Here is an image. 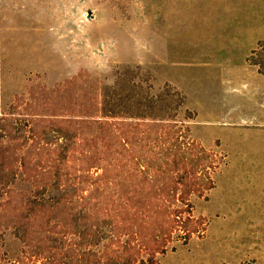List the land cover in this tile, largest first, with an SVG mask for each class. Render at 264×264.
Wrapping results in <instances>:
<instances>
[{"label": "rangeland", "instance_id": "374dc122", "mask_svg": "<svg viewBox=\"0 0 264 264\" xmlns=\"http://www.w3.org/2000/svg\"><path fill=\"white\" fill-rule=\"evenodd\" d=\"M0 264H264V0H0Z\"/></svg>", "mask_w": 264, "mask_h": 264}]
</instances>
